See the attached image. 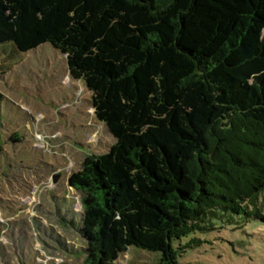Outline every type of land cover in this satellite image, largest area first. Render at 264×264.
<instances>
[{
  "label": "trees",
  "instance_id": "trees-1",
  "mask_svg": "<svg viewBox=\"0 0 264 264\" xmlns=\"http://www.w3.org/2000/svg\"><path fill=\"white\" fill-rule=\"evenodd\" d=\"M44 44L115 140L67 180L83 264H177L208 220L264 222V0H0V54Z\"/></svg>",
  "mask_w": 264,
  "mask_h": 264
},
{
  "label": "rangeland",
  "instance_id": "rangeland-1",
  "mask_svg": "<svg viewBox=\"0 0 264 264\" xmlns=\"http://www.w3.org/2000/svg\"><path fill=\"white\" fill-rule=\"evenodd\" d=\"M0 94V264H83L80 196L67 180L115 140L49 44L12 61L0 54ZM204 227L176 244L188 246L177 264H264V222L225 215ZM159 258L131 248L117 264Z\"/></svg>",
  "mask_w": 264,
  "mask_h": 264
}]
</instances>
